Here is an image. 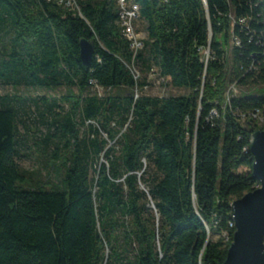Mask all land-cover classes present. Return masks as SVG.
I'll return each mask as SVG.
<instances>
[{"label":"trees","instance_id":"1","mask_svg":"<svg viewBox=\"0 0 264 264\" xmlns=\"http://www.w3.org/2000/svg\"><path fill=\"white\" fill-rule=\"evenodd\" d=\"M67 1L0 0V264H223L264 131V96L225 91L264 86V0H124L136 52L119 0ZM154 73L189 93L135 98ZM29 104L46 126L36 171L17 163Z\"/></svg>","mask_w":264,"mask_h":264},{"label":"water","instance_id":"2","mask_svg":"<svg viewBox=\"0 0 264 264\" xmlns=\"http://www.w3.org/2000/svg\"><path fill=\"white\" fill-rule=\"evenodd\" d=\"M94 50L93 42L80 41L83 66L90 65ZM249 151L254 159L251 177L259 187L231 204L234 234L223 264H264V131L251 135Z\"/></svg>","mask_w":264,"mask_h":264},{"label":"rangeland","instance_id":"3","mask_svg":"<svg viewBox=\"0 0 264 264\" xmlns=\"http://www.w3.org/2000/svg\"><path fill=\"white\" fill-rule=\"evenodd\" d=\"M72 2V0H70ZM125 3V2H124ZM137 20V19H136ZM137 27V28H136ZM135 28L136 33H140L139 41L144 39V34L139 32L138 29H141V24L137 25ZM204 55H207V52L204 53ZM134 75L136 80H141L144 78L140 75V73L137 71H131ZM146 85L140 90L135 89L134 93H137L138 96H150V97H169V96H184L187 95L189 92L185 90H176L172 89L166 80L160 79L157 73L155 74H149L145 77ZM14 91L11 87L8 86H0V96H5L6 94H11ZM76 89L72 90L73 94H76ZM92 93H96L97 95L104 96L107 95L108 92L104 90H98V89H92ZM19 93L22 97H43L48 96L51 98H60L63 95H66L65 89H59L52 93H47L44 91H32V90H26V89H19ZM110 94V93H109ZM249 95L251 97L253 96H264V86L258 87V88H249V89H243V88H237L234 85H228L225 96H240V95ZM40 106V105H39ZM27 112V125L30 130V137L27 135H24L23 146L21 147V155L19 161H17L18 165L28 171H36L42 168V159L40 158V153L36 151V148L34 145L36 143H40L42 139L44 138V135L46 134V126L42 124L38 111L35 109V107L32 104L28 105V108L26 110ZM262 122V121H261ZM20 133H23L22 127H19ZM86 131V129H85ZM103 138H106L105 135ZM115 148L118 149L117 145L114 144ZM101 162H104L105 160L101 157ZM41 179L42 176H41ZM53 183H58L57 179L53 176L51 177Z\"/></svg>","mask_w":264,"mask_h":264},{"label":"built area","instance_id":"4","mask_svg":"<svg viewBox=\"0 0 264 264\" xmlns=\"http://www.w3.org/2000/svg\"><path fill=\"white\" fill-rule=\"evenodd\" d=\"M62 1V0H61ZM67 6L74 7V2L67 1ZM119 7V17L121 18V28L123 30L124 37L131 43V49L136 52L139 50V36L140 33H136L134 23V12L133 5H127L124 3V0L118 1ZM135 78V77H134ZM98 90H102L100 88H96ZM137 93L135 94V98H137Z\"/></svg>","mask_w":264,"mask_h":264},{"label":"bare ground","instance_id":"5","mask_svg":"<svg viewBox=\"0 0 264 264\" xmlns=\"http://www.w3.org/2000/svg\"><path fill=\"white\" fill-rule=\"evenodd\" d=\"M133 12H134V20H136L138 18V14H137V7L133 6ZM142 46V42L141 40L139 41V48H141ZM234 224V223H233Z\"/></svg>","mask_w":264,"mask_h":264}]
</instances>
